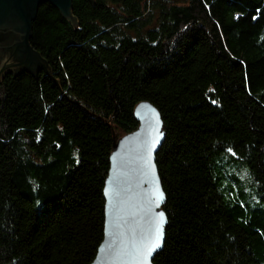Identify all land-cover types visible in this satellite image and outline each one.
Returning a JSON list of instances; mask_svg holds the SVG:
<instances>
[{"label":"trees","instance_id":"1","mask_svg":"<svg viewBox=\"0 0 264 264\" xmlns=\"http://www.w3.org/2000/svg\"><path fill=\"white\" fill-rule=\"evenodd\" d=\"M46 3L36 76L0 78V264H93L116 142L160 113L153 264H264V0ZM231 150V151H230Z\"/></svg>","mask_w":264,"mask_h":264},{"label":"water","instance_id":"2","mask_svg":"<svg viewBox=\"0 0 264 264\" xmlns=\"http://www.w3.org/2000/svg\"><path fill=\"white\" fill-rule=\"evenodd\" d=\"M46 3L74 22L72 0H0V48L11 55L0 59V64L5 63L1 73L5 69H11L16 77L47 73L41 56L29 46L32 23ZM134 115L139 127L120 138L111 155L104 188V241L93 264H153L164 248L169 222L156 165L166 138L164 124L159 111L146 102L137 106ZM158 224L162 241L149 252Z\"/></svg>","mask_w":264,"mask_h":264},{"label":"snow or ice","instance_id":"3","mask_svg":"<svg viewBox=\"0 0 264 264\" xmlns=\"http://www.w3.org/2000/svg\"><path fill=\"white\" fill-rule=\"evenodd\" d=\"M160 216L163 217V213H160ZM161 223H162V221H161ZM161 241H162V232L160 229V225L158 224L156 227V236H155L154 243L149 247L148 251L149 252L153 251L156 247H159Z\"/></svg>","mask_w":264,"mask_h":264},{"label":"flooded vegetation","instance_id":"4","mask_svg":"<svg viewBox=\"0 0 264 264\" xmlns=\"http://www.w3.org/2000/svg\"><path fill=\"white\" fill-rule=\"evenodd\" d=\"M8 51H9V50H8ZM6 56H9V57L11 58L10 53H8L6 49H4V48H0V59L5 58ZM11 71H12V70H11ZM7 73H8V74H11V72L9 73V70H5V71L2 72V73H1V70H0V78H1L2 76H5ZM13 75H14V74H13Z\"/></svg>","mask_w":264,"mask_h":264},{"label":"rangeland","instance_id":"5","mask_svg":"<svg viewBox=\"0 0 264 264\" xmlns=\"http://www.w3.org/2000/svg\"><path fill=\"white\" fill-rule=\"evenodd\" d=\"M179 1H182V0H179ZM4 65H5V63L0 64V70L3 69ZM5 70H9V73L11 72V74H14L13 71H11V69H5ZM14 75H15V74H14ZM136 108H137V107H136ZM95 260H96V259H95ZM94 262H95V261H94ZM94 262H93V263H94Z\"/></svg>","mask_w":264,"mask_h":264},{"label":"bare ground","instance_id":"6","mask_svg":"<svg viewBox=\"0 0 264 264\" xmlns=\"http://www.w3.org/2000/svg\"><path fill=\"white\" fill-rule=\"evenodd\" d=\"M135 132V131H134Z\"/></svg>","mask_w":264,"mask_h":264}]
</instances>
